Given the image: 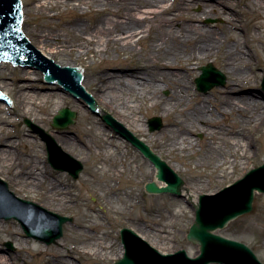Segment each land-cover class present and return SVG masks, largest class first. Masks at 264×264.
<instances>
[{"label": "rangeland", "instance_id": "rangeland-1", "mask_svg": "<svg viewBox=\"0 0 264 264\" xmlns=\"http://www.w3.org/2000/svg\"><path fill=\"white\" fill-rule=\"evenodd\" d=\"M21 1L25 4L23 7L24 20L22 27L26 36L33 42L35 41L34 33L41 28L60 26L63 31L67 32L68 29L62 26L63 20L69 19L75 14L63 9L52 11L50 12L51 15H56L60 12L61 17L52 19L50 23L45 18V14L40 13L34 7L37 4L35 0ZM172 3L173 1L169 2V4ZM228 9L234 12L235 18L238 19L237 24L242 25V30H239V32L242 34V38L249 40L248 50L255 52L258 49L264 52V27L261 30L254 27L258 17L255 10L246 4L245 0H233L232 5ZM258 11L261 12L262 10L258 9ZM188 13L202 15L195 20L198 25L212 29L222 36L227 33V27L223 28L226 21L225 18L207 17L203 15V11L198 5L194 6ZM142 47V44L136 46L138 51L136 54L132 51L119 52L120 54L113 51L103 55L106 57V61L97 58L96 61L92 59L88 63H84L83 72L88 80L87 91L93 93V96L97 93V84L92 81L103 71L95 70L97 66L105 65L109 69L107 71L111 73L129 72L140 58ZM42 53L46 57L48 56L46 53ZM48 57L55 61L54 58ZM76 58L75 54H72L71 57H59L57 60H76ZM209 64H212L226 76V84L203 93L198 91L195 81L201 75L202 67ZM28 70L32 71L31 75H28L30 79L20 81L21 72H27ZM190 70L191 73L180 71L184 75L187 86L190 88L186 101L182 103L181 108L187 112H191L194 108H204L208 118L222 129L234 126L232 124L233 121L236 123L243 121L237 112L227 114L226 118L217 112L224 101L219 93L227 86L229 80L233 78L231 71L228 70L218 56L200 58L194 62ZM246 72L251 75V84L235 91L233 95L238 97L253 94L257 97L259 95L264 97V89L262 87L264 59H256ZM19 84L45 86L44 74L39 70L23 69V67L14 66L11 63H0V91L2 89L6 90V95H9L13 103L10 109H2V113H0V120L2 118V120L6 121L5 124H0L2 136H4L0 149L12 148L13 150V156L11 157L2 154L0 178L8 183L9 189L18 198L34 202L45 210L60 216H66L72 219V222L64 225V236L60 240L54 244L47 245L28 237L22 225L16 219L1 218L0 255H10L12 258L19 257L21 261L18 264H22L24 260L25 264H55V261H62L65 264H67V261L71 262V264H115L119 260L117 256L120 255L121 251H123V255L125 252L120 233L124 228L135 231L161 254L170 255L180 250H186L190 257L198 255L200 251L199 245L187 240L190 227L195 221L196 208L183 197L176 198V196L171 194H149L146 192V183L156 182L158 184L160 181L152 174L151 162L137 148L130 142L126 143L120 140L122 138L117 135L112 127L106 125L99 113H94L87 107L89 112L95 115L97 121L104 126L106 133L110 137L113 136L119 140V143L115 142L113 144L114 147H107V151L113 153L118 162L123 159L132 163L133 166L132 169H124L119 162L118 171L120 175H117L113 169H108L106 172L89 169L85 163L90 159L89 156L78 157L76 152L71 153V149L59 140L64 135L76 139L80 137L89 142L91 146H94L95 150H98L94 143L96 136L87 134L88 129L92 126L89 122L84 123V108L74 110L73 108L76 105L68 101L61 110L69 108L75 111L77 113L76 122L74 125L64 129H56L52 126L54 117L58 114L55 108H53V114L46 120L47 116L45 114L38 109H34L29 104L25 105L21 101ZM40 92L60 91L57 87L48 85V90H40ZM67 95L71 97L73 102H76V98H73L69 93ZM161 95L164 98H169L171 92L168 88H164ZM261 102L264 103V99H261ZM2 103L0 101V108H2ZM191 104L192 106H189ZM100 107L105 112H109L117 122H121L114 110L104 106L101 102ZM27 108L32 110L31 114L26 113L25 109ZM179 115L175 113L176 117H179ZM140 116L141 124L143 123L145 127L142 126L141 128L134 124L128 130H133L137 138L149 145L155 154L182 176L184 185L199 195L197 206L200 204L201 195L217 194L242 179L252 169L264 164V125L261 127L253 125L251 127L246 126L247 123L244 121L242 127L238 126L235 130H232L240 131L242 135L246 134L253 143L247 157L243 159L238 156L237 159L228 157L227 160L222 157L219 162L213 161L210 164L206 163L197 167L196 162L199 161V156L202 154L204 134L199 132L190 134V137L198 144L195 147V154H189L188 152L175 153L165 146L163 140H156L155 135H158L166 127L167 119L161 111L151 108L147 98L144 99ZM155 117L162 120L163 127L160 130L150 132L149 120ZM27 121H30L46 134L51 135L55 141L58 139L60 143H56L62 151L83 164L84 170L78 180H74L68 172L58 171L51 166L48 160L46 143L38 132L30 128ZM122 125L124 124L122 123ZM125 128L127 129V127ZM215 135L218 137L216 143H219L218 145L224 151H230L228 155H231L232 151L229 145L225 144V133L217 129ZM8 138L12 141L7 143L6 139ZM123 152H126L124 156L121 154ZM12 157L14 161L19 159L13 169H20L19 162H23L30 157L34 162L39 163V169L35 170V173H40L44 170L43 166H46L47 177L45 185L32 188L18 183L13 177V169L8 166ZM179 157L184 159L183 162ZM91 158H95V156ZM145 163L146 167H141ZM184 163H189L190 166L184 165ZM136 165H139L140 168L136 169L134 167ZM49 184H52L57 189L55 195L58 198L55 195V197L47 195ZM53 199L56 201H52ZM216 234L246 244L264 264V193H256L254 206L250 213L233 220L226 228L218 230ZM10 244L12 248L9 247ZM67 255L70 256L67 257ZM61 257H65L64 260Z\"/></svg>", "mask_w": 264, "mask_h": 264}, {"label": "bare ground", "instance_id": "bare-ground-1", "mask_svg": "<svg viewBox=\"0 0 264 264\" xmlns=\"http://www.w3.org/2000/svg\"><path fill=\"white\" fill-rule=\"evenodd\" d=\"M170 1L173 3L169 4ZM232 1L35 0L37 4L34 7L40 13L45 14V18L50 23L52 19L61 17L60 12L51 15L50 12L52 11L63 9L75 14L69 19L63 20L62 26L68 29L67 32L63 31L60 26H50L35 32L34 42L28 37L27 39L41 53L44 52L54 58L55 61H53L58 66L72 65L76 68V65H80L82 71L84 70V63H88L92 59L96 61L98 58L106 61V57L103 55L113 51L118 53L132 51L136 54L138 53L136 46L142 44L140 58L131 71L111 73L107 71L109 69L105 65L96 67L95 70H103L92 81L96 82L98 87L94 98L99 110L105 112L100 107L101 102L116 112L118 119L127 127V130L134 124L142 128L144 124H141V107L144 104V99L147 98L151 108L161 111L167 119L166 127L158 135H155V138L156 140H163L165 146L172 152L195 154V147L198 144L190 137V134L199 132L204 134L205 138L202 140V154L199 156V161L196 162L197 167L206 163L210 164L213 161L219 162L222 157L225 160L228 157L237 159V156L243 159L248 156L253 143L246 134L242 135L240 131L232 130L238 126L242 127L244 121L248 124L246 126L261 127L264 125V103L261 102L264 97L260 95L257 97L253 94L236 97L233 94L240 88L251 84V75L246 70H249L256 59L263 60L264 52L258 49L255 52L248 50L249 40L242 38V34L239 32L242 30V25L237 24L238 19L235 18L234 12L228 9L232 5ZM245 2L258 14L254 27L261 30L264 27V0H245ZM196 5L201 7L203 15L207 17L225 18L223 28L227 27V33L222 36L212 29L198 25L195 20L202 15L188 13ZM258 9L262 11L260 12ZM22 31L25 34L23 27ZM72 54H75L76 60H57L59 57H71ZM48 56L47 58H49ZM212 56H218L231 71L233 77L219 93L224 101L219 107L220 110H217L224 118L233 112H237L241 116L243 121L239 123L231 121L234 126H229L230 130L217 127L216 123L205 114L204 108H194L191 112L181 108L182 103L186 101L190 88L180 71L191 73L190 68L194 62L200 58ZM31 72L30 70L21 72L20 81L30 79L28 75H31ZM30 86L33 85L19 84L20 99L25 105L29 104L45 114L46 120L53 114V108L59 112L68 101L76 105L74 110L84 108V123L89 122L92 126L88 129L87 134L96 136L94 143L98 150H95L94 146L80 137L76 139L64 135L59 140L71 149V153L76 152L78 157L89 156L90 159L85 162L89 169L105 172L108 169H113L117 175H120L118 171L119 162L124 169L133 168L132 163L123 159L118 162L113 153L107 151V147H114L113 144L119 143V140L106 133L104 126L87 109L88 106L85 101L76 100L73 102L71 97L67 95L70 92L42 93L30 91ZM82 86L86 90L88 89V80L85 75ZM164 88L170 90L169 98H164L161 95ZM1 91L7 94L6 90L2 89ZM132 98H134L133 101H131ZM10 107L2 103L0 113H2V109L7 110ZM25 111L27 114L32 113L29 108ZM5 113L7 114V112ZM175 113L180 114L179 117H176ZM5 123L6 121L1 118L0 124ZM217 129L225 133V144L229 145L232 151L231 155H228L230 151H224L218 145L219 143H216L218 137L215 132ZM131 132L133 133V130ZM2 135V128H0V144H2L4 137ZM56 140L58 143L59 140ZM120 140L128 143L125 138ZM6 141L8 143L12 140L8 138ZM125 153L121 154L124 156ZM2 154L11 157L13 150L12 148L0 149L1 162ZM94 156L95 158H91ZM179 158L183 162L184 159ZM18 161L19 159L14 161L12 157L11 163L8 165L9 168L13 169ZM145 165L146 163L142 164L141 167H146ZM38 166L39 163L34 162L30 157L19 162L20 169H13V177L18 183L28 187L43 186L46 183L47 167L43 166L44 170L35 173L34 171L39 169ZM134 167L140 168L139 165ZM150 167L152 174L157 178L156 167L152 163ZM158 184L163 187L166 183L158 182ZM48 189L47 195L53 197L57 189L52 184H49ZM181 195L194 208L197 207L199 195L195 191L183 185ZM56 198L58 197L56 196ZM52 201L55 202L56 200L53 199ZM174 215L176 214L174 213ZM122 256L123 251L117 256V259ZM64 258L61 257L62 260ZM19 261H21L19 257L12 258L10 255H0V264H18ZM22 264H25V260L22 261ZM55 264L65 263L55 261ZM67 264H71V262L67 261Z\"/></svg>", "mask_w": 264, "mask_h": 264}, {"label": "water", "instance_id": "water-1", "mask_svg": "<svg viewBox=\"0 0 264 264\" xmlns=\"http://www.w3.org/2000/svg\"><path fill=\"white\" fill-rule=\"evenodd\" d=\"M22 5L25 6L21 0H0V62L9 61L14 65L28 66L23 69L35 67L42 71L45 75V86H30V91L48 90V85L55 86L62 93L70 92L75 98L86 100L92 111L95 112L98 108L97 111L106 125L112 126L118 136L125 138L138 148L158 169V180L167 184L160 187L155 182L146 183L147 192L168 193L177 196L176 198L182 197L181 189L184 185L182 176L157 156L144 141L138 139L131 130L128 131L121 122H117L109 112H100L93 93L89 94L82 86L81 66L76 65V68L72 65L58 66L29 42L22 31ZM201 71L202 75L196 79L200 92L207 93L215 87L226 84V76L212 64L202 67ZM45 80L52 84L46 83ZM7 96L0 92V98L11 104ZM76 117V112L68 108L63 109L54 118L52 126L66 128L75 124ZM27 124L38 132L46 143L51 165L57 170L69 172L74 179H78L84 169L82 163L64 153L51 135L46 134L30 121H27ZM149 125L151 132L160 130L163 126L160 118L151 119ZM256 191L264 193V164L251 170L243 179L219 193L200 196V204L195 211V221L187 235L188 241L200 246L197 257L191 258L186 250L163 255L135 231L124 228L121 230V235L125 254L115 264H263L246 244L215 233L217 230L224 229L239 216L252 211ZM1 218H15L28 237L47 245L61 239L64 234V225L72 222V219L68 217L52 213L33 202L16 197L8 184L0 178ZM10 247H12L11 244Z\"/></svg>", "mask_w": 264, "mask_h": 264}]
</instances>
